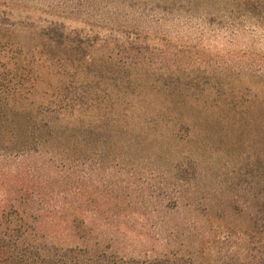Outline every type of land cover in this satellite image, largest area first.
<instances>
[{"label": "trees", "instance_id": "trees-1", "mask_svg": "<svg viewBox=\"0 0 264 264\" xmlns=\"http://www.w3.org/2000/svg\"><path fill=\"white\" fill-rule=\"evenodd\" d=\"M223 1L264 19V0ZM6 12L0 8V264H264V137L255 157L237 159L221 177L202 171L169 144L160 109L139 106L143 97L133 93L161 90L170 122L196 126L181 107L211 108L219 99L236 107L242 92L196 73L204 67L187 74L179 62L144 80L149 66L129 60L138 43L123 42L116 62L88 59L93 40L49 23L39 30L41 54L122 94L117 109L96 112L102 99L68 95L61 83L64 95L34 105L31 67L6 55L15 25ZM212 115L231 125L250 117Z\"/></svg>", "mask_w": 264, "mask_h": 264}, {"label": "rangeland", "instance_id": "rangeland-1", "mask_svg": "<svg viewBox=\"0 0 264 264\" xmlns=\"http://www.w3.org/2000/svg\"><path fill=\"white\" fill-rule=\"evenodd\" d=\"M0 8L7 11L15 24L6 32L12 43L6 55L28 64L37 81L30 95L34 105H46L54 97L64 95L65 91L59 94L57 88L61 83L67 85L68 95L90 91L92 96L102 99L103 104L94 103L96 112L117 109L114 99L122 94L121 90L94 78L86 80L83 73L63 68L38 51L40 28L57 23L93 40L88 59L116 62L122 59L119 46L123 42L138 43L140 51L134 52L129 60L149 66L142 76L144 80L159 79L162 73L173 72L169 65L174 67L179 62L176 67L187 74L204 67L205 73L203 70L196 73L205 76L208 72L214 75L216 86H219L217 79H221L229 88L234 86L235 92H242L235 99L236 107L225 104L224 99L211 108L203 103L181 107L186 118L197 121L196 126L170 122L171 101L161 90L136 87L133 92L143 97L139 106L150 111L160 109L169 144L181 155L197 158L202 171L221 177L237 159L255 157L256 149L262 146L264 25L259 22L263 18L249 17L240 6L223 0H0ZM0 38L4 41L3 36ZM130 108L124 107L128 112ZM213 111L250 117L244 124L231 125L213 116ZM147 127L151 136H158L153 124Z\"/></svg>", "mask_w": 264, "mask_h": 264}]
</instances>
